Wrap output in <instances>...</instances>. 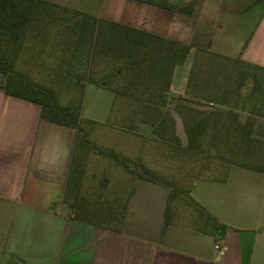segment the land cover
Returning <instances> with one entry per match:
<instances>
[{
	"label": "crops",
	"instance_id": "1",
	"mask_svg": "<svg viewBox=\"0 0 264 264\" xmlns=\"http://www.w3.org/2000/svg\"><path fill=\"white\" fill-rule=\"evenodd\" d=\"M44 1L188 44L173 69L174 101L166 109L180 146L187 145V127L200 128L204 156L218 163L189 188L197 212L173 201L165 213L167 188L134 173L117 226L78 219L63 201L76 129L41 118L39 104L6 93L0 72V253L11 264H264V170L226 161L234 126L264 143L257 88L264 84V0L230 9L223 0ZM231 15L243 24L226 40L216 38ZM138 128L143 141L157 139L151 124Z\"/></svg>",
	"mask_w": 264,
	"mask_h": 264
},
{
	"label": "trees",
	"instance_id": "2",
	"mask_svg": "<svg viewBox=\"0 0 264 264\" xmlns=\"http://www.w3.org/2000/svg\"><path fill=\"white\" fill-rule=\"evenodd\" d=\"M68 10L44 0H0V72L6 75L5 92L39 104L41 118L75 128L76 141L82 136L78 104H60L51 88L33 83L15 70L17 57L24 50V40L31 34L33 39L47 42L49 49H40L48 51L46 54L50 56L54 53L56 63L63 65L64 78L73 75L81 86L84 83L80 80L86 78L87 82L109 89L114 96L113 107H123L125 112L121 120L125 126L127 121L131 122V131L139 123H149L153 135L168 140L179 156L201 157L208 148V144L197 140L202 129L187 127L188 142L181 147L173 132V117L166 109L174 101L169 96L173 69L183 62L190 46L75 10L71 13L76 20L69 26L66 22ZM257 88L264 103V84H257ZM231 132L234 138L228 148L232 156L227 163L264 170V143L254 141L251 129L245 126H234ZM146 172L134 171L135 175L155 179L167 188L165 213H168L170 201L177 194L176 187ZM76 183L77 170H69L63 201L68 202ZM68 204L81 220L112 227L116 219L117 211L105 205L106 202L94 207L82 205V202ZM121 215L122 212L120 218Z\"/></svg>",
	"mask_w": 264,
	"mask_h": 264
},
{
	"label": "rangeland",
	"instance_id": "3",
	"mask_svg": "<svg viewBox=\"0 0 264 264\" xmlns=\"http://www.w3.org/2000/svg\"><path fill=\"white\" fill-rule=\"evenodd\" d=\"M246 3L247 0H223L225 9L232 6L246 8ZM249 8L241 18L250 16L253 14L252 10L259 7L248 10ZM72 11L74 10L69 9L66 13L69 26L76 20ZM230 18L223 20L226 26L222 35L216 31V38L226 40L240 22L243 24V20L237 15H231ZM40 48L48 50L47 42L40 38L33 39L31 34H28L24 40V50L17 57L15 70L29 81L51 88L57 94L60 104L73 103L80 106L82 136L78 137L75 143L71 166V170H77V183L68 196V202H82V205L90 207L106 202L105 205L117 211L116 219L111 224L115 227L129 194V184L134 171H147L176 187L177 194L170 202L175 201V206L179 203L184 205V212H197L195 206L189 205L187 200L189 188L194 179L211 177L218 160L212 157L203 158L206 152L202 153L201 157L194 155L184 158L164 139L143 141V135L138 133L137 126L131 131V122L127 121L125 126L121 120L125 111L121 106L113 107L114 96L109 89L87 82L86 78L80 80L86 87L81 86L73 75L64 78L63 65L56 63L57 57L54 53L52 56L47 55L48 51L42 52ZM34 49L38 51L34 52ZM11 262V258L0 253V264Z\"/></svg>",
	"mask_w": 264,
	"mask_h": 264
},
{
	"label": "built area",
	"instance_id": "4",
	"mask_svg": "<svg viewBox=\"0 0 264 264\" xmlns=\"http://www.w3.org/2000/svg\"><path fill=\"white\" fill-rule=\"evenodd\" d=\"M215 248H216V249H220V248H221V246H220V243H219V242H217V243L215 244Z\"/></svg>",
	"mask_w": 264,
	"mask_h": 264
}]
</instances>
